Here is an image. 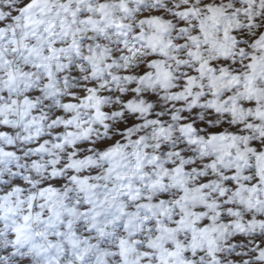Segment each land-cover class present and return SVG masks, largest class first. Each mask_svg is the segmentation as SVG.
<instances>
[{
  "label": "snow or ice",
  "instance_id": "snow-or-ice-1",
  "mask_svg": "<svg viewBox=\"0 0 264 264\" xmlns=\"http://www.w3.org/2000/svg\"><path fill=\"white\" fill-rule=\"evenodd\" d=\"M0 264H264V0H0Z\"/></svg>",
  "mask_w": 264,
  "mask_h": 264
}]
</instances>
